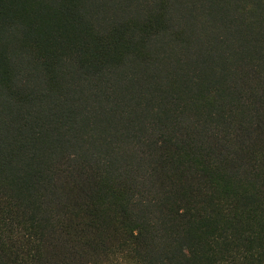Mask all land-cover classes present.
<instances>
[{
  "label": "trees",
  "instance_id": "16d2710c",
  "mask_svg": "<svg viewBox=\"0 0 264 264\" xmlns=\"http://www.w3.org/2000/svg\"><path fill=\"white\" fill-rule=\"evenodd\" d=\"M0 264H264V0H0Z\"/></svg>",
  "mask_w": 264,
  "mask_h": 264
}]
</instances>
